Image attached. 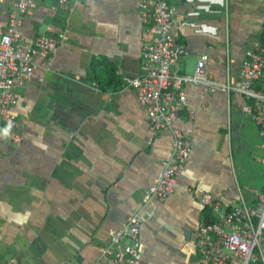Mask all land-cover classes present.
<instances>
[{
	"label": "crops",
	"instance_id": "0c3cea01",
	"mask_svg": "<svg viewBox=\"0 0 264 264\" xmlns=\"http://www.w3.org/2000/svg\"><path fill=\"white\" fill-rule=\"evenodd\" d=\"M138 0L39 2L21 32L60 40L38 61L36 77L13 90L19 144L0 125V264H106L100 251L127 216L141 227L142 264H198V226L215 218L201 198L230 210L255 208L264 193V139L234 89L183 84L177 127L192 152L163 202H144L160 163L171 157L169 130L154 133L134 89L150 27ZM173 35L186 54L173 75L192 76L202 56L210 80L239 86L245 51L261 42L264 0H171ZM12 0H0V36ZM259 88L264 90V80ZM249 105V104H248ZM189 232V236L186 233ZM263 258L258 264H264Z\"/></svg>",
	"mask_w": 264,
	"mask_h": 264
},
{
	"label": "built area",
	"instance_id": "2783aa9c",
	"mask_svg": "<svg viewBox=\"0 0 264 264\" xmlns=\"http://www.w3.org/2000/svg\"><path fill=\"white\" fill-rule=\"evenodd\" d=\"M42 1L48 0H12L8 24L0 36V125L4 133L11 134L16 145L22 136L18 133L21 123L14 113L17 98L13 90L34 79L38 61L46 60L60 44L58 38L43 34L28 44L21 32L24 17ZM54 1L63 5L71 0ZM137 5L140 21L149 25L152 40L144 45L139 74L122 76L121 81L122 85L135 90L151 130L171 132V157L160 163V171L144 195L145 203L163 202L176 188L177 177L192 152L189 139L177 127L179 114L187 102L183 84L198 85L210 93L230 88L240 93L250 102L242 111L260 127L264 139V90L259 88L260 81L264 80V27L262 41L254 42L245 51L239 86L230 87L208 78L206 55L200 58L192 76L173 75L172 67L186 51L173 35L175 11L171 0H138ZM201 203L212 210L215 218L196 228L194 242L200 255L198 264H258L263 258L264 193L259 195L255 208H248L240 200L227 210L209 195L203 196ZM145 220V216L133 213L114 230L100 251L106 264H142L140 231Z\"/></svg>",
	"mask_w": 264,
	"mask_h": 264
},
{
	"label": "water",
	"instance_id": "95a60500",
	"mask_svg": "<svg viewBox=\"0 0 264 264\" xmlns=\"http://www.w3.org/2000/svg\"><path fill=\"white\" fill-rule=\"evenodd\" d=\"M186 236H187V237L189 236V232L186 233Z\"/></svg>",
	"mask_w": 264,
	"mask_h": 264
}]
</instances>
